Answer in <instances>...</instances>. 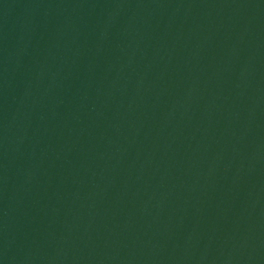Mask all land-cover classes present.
Instances as JSON below:
<instances>
[{
    "label": "water",
    "instance_id": "1",
    "mask_svg": "<svg viewBox=\"0 0 264 264\" xmlns=\"http://www.w3.org/2000/svg\"><path fill=\"white\" fill-rule=\"evenodd\" d=\"M0 264H264V0H0Z\"/></svg>",
    "mask_w": 264,
    "mask_h": 264
}]
</instances>
